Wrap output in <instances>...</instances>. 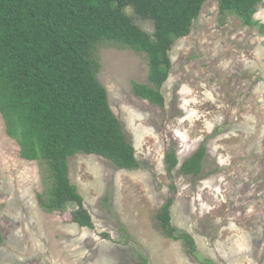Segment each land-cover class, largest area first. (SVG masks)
I'll return each mask as SVG.
<instances>
[{
	"label": "rangeland",
	"instance_id": "1",
	"mask_svg": "<svg viewBox=\"0 0 264 264\" xmlns=\"http://www.w3.org/2000/svg\"><path fill=\"white\" fill-rule=\"evenodd\" d=\"M125 12L147 33L154 23ZM255 20L264 23V5ZM99 80L132 141L139 168L123 170L95 155L69 160L94 229L46 213L40 166L20 157L0 114V264H198L182 244L153 226L172 195V224L191 234L201 257L217 264H264V35L208 0L189 36L169 55L164 106L135 95L151 86L144 53L115 43L99 47ZM206 148L198 177L168 172L169 147L180 164ZM74 205L69 204L68 210ZM108 235V238L105 237Z\"/></svg>",
	"mask_w": 264,
	"mask_h": 264
},
{
	"label": "trees",
	"instance_id": "2",
	"mask_svg": "<svg viewBox=\"0 0 264 264\" xmlns=\"http://www.w3.org/2000/svg\"><path fill=\"white\" fill-rule=\"evenodd\" d=\"M208 0H0V114L5 132L19 146L20 157L40 166L44 191L37 195L46 213L69 214L70 222L94 229L84 199L70 179L69 160L95 155L117 168L134 170L140 163L123 123L114 113L99 80V47L115 43L144 53L151 86L133 82L136 96L164 106L161 88L171 70L170 51L191 34ZM221 16H237L264 35L255 20L264 0H217ZM132 7L154 23L145 32L125 12ZM206 148L201 145L181 164L169 147V173L198 177ZM172 195L153 215V226L165 239L179 241L198 264H217L199 255L195 238L172 224ZM75 206L68 210V205ZM108 238V235H105ZM137 264H150L140 256Z\"/></svg>",
	"mask_w": 264,
	"mask_h": 264
}]
</instances>
